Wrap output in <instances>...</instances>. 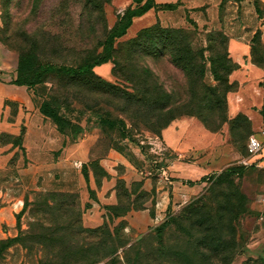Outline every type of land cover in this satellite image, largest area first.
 Here are the masks:
<instances>
[{
  "label": "rangeland",
  "instance_id": "obj_1",
  "mask_svg": "<svg viewBox=\"0 0 264 264\" xmlns=\"http://www.w3.org/2000/svg\"><path fill=\"white\" fill-rule=\"evenodd\" d=\"M155 1L116 38L113 57L95 67L140 99L130 104L63 73L50 72L32 86L16 79L22 51L55 67L101 53L109 31L137 6L134 0H0V264H264V170L259 160L245 164L249 138L264 143V0ZM150 26L172 29L174 36L127 43ZM187 47L199 65L190 74L173 59L187 58ZM51 98L81 125L80 134L60 132L42 113ZM166 109L176 116L160 128ZM28 120L32 153L23 147ZM127 147L130 165L115 159L113 168L106 165L109 174L103 160ZM90 181L109 187L116 201L110 206L120 204L119 210L136 198L155 212L158 188L171 191V199L164 218L142 231L104 205L105 220L97 226L104 229L94 234L87 229L97 227L83 222L91 204L82 203L81 189ZM125 188L134 194L125 195ZM142 190L147 199L139 198ZM89 193L96 199L95 190ZM200 196L197 216L178 217ZM205 236L215 248L208 244L201 254Z\"/></svg>",
  "mask_w": 264,
  "mask_h": 264
},
{
  "label": "trees",
  "instance_id": "obj_2",
  "mask_svg": "<svg viewBox=\"0 0 264 264\" xmlns=\"http://www.w3.org/2000/svg\"><path fill=\"white\" fill-rule=\"evenodd\" d=\"M134 2L137 3V6L135 7H129L126 9L125 13L119 18L118 22L116 25L109 31V33L106 36L105 41L102 43L103 46V51L99 54H94V53H88L85 58L83 59L82 62H80L76 66H62V67H55L53 65L47 64H40L37 59L34 57V55L31 52H21L20 57H19V62H18V68H17V79L16 83L19 85H36L41 82H44L46 79V75L50 72H56L60 74H65L69 75L70 77L73 78V81L82 88H86L87 90L90 91H97L101 93H106V94H111L117 98H121L123 100H128L130 101V104L139 102L140 99L134 94L133 91L123 88L115 83H112L110 81H107L103 79L100 75H98L95 72V67L99 66L102 63L108 62L112 57H113V52L116 50L114 46V41L116 38L122 37L125 35L126 31L128 28L132 25L133 19L135 17H140L143 16L145 13H147L150 9L154 8L157 6V3L155 0H134ZM174 6L171 4H165V8L167 9H173ZM160 33H164L168 35L169 37H173L174 30L172 29H167L161 26H150V27H145L139 31L136 37L132 38L129 40L127 43L130 45H135L140 41L145 36H152L154 38H157V35ZM171 42H175L174 40ZM168 43V41H167ZM187 53L188 57L185 58L183 55L180 53L174 57V62L176 63L177 66L183 68L188 74L192 72L193 69L197 68L199 65L196 62L197 58L195 54L190 52V48L187 47ZM215 62V61H214ZM213 62V63H214ZM215 70L214 72H216ZM54 99H48L45 100L42 103L41 111L44 115L47 117L52 118V120L57 124L58 129L62 133H66L67 131H71L74 134H80L82 127L78 123H75L71 118H69L66 115H62L59 111V106L58 105H53ZM153 109L155 107H152ZM166 108V107H165ZM176 110H171V109H166L165 114V122L161 125L160 128L165 127L170 120L174 119L176 116ZM160 113L158 115L159 117H163L164 115ZM156 131H159L160 129H154ZM135 185H138L139 188L143 187L142 182H134L132 187H135ZM91 190V189H90ZM135 188L133 190H129L128 188H125V195L132 196L134 194ZM63 193L60 192H50L48 193V196L52 197H58V196H63ZM149 192L146 190H142L140 192L139 198H148ZM203 196H200L196 201L190 203L187 205L180 215L181 218H187V215L189 211H192L194 215H198L202 209V204L203 203ZM147 201V200H146ZM146 201H144L141 205H137V199H133L130 201L129 205L124 206L121 210H119V205H108V209L110 211H115L113 213V216L116 218L123 217L125 216L128 212L132 210H143L145 209V204ZM121 203V200H119ZM49 204V203H48ZM196 204V206L193 207V205ZM50 205V204H49ZM90 203H87L86 206H89ZM49 209H54V208H49ZM48 209V210H49ZM50 211V210H49ZM152 215H154V212H152ZM177 217V218H178ZM196 223L198 226L201 228V226L204 225V222L202 220H197ZM108 226V223L105 224V226ZM170 223L167 221L163 222L161 225H159L156 229L157 232L160 234H163L164 231L168 228ZM120 226L122 228L126 227V224L124 221L120 223ZM103 226L93 228V229H87L88 232L97 234L99 231H103L104 228ZM201 231V229H200ZM107 232L111 234L110 228L107 229ZM207 233V232H206ZM215 235L216 233L213 234V241L215 240ZM207 236V235H206ZM201 237L200 238V247H201V254H204L205 247L208 246L209 241L207 238ZM217 238V237H216ZM219 239V238H218ZM210 246L214 247V245L210 244ZM211 251L216 252L215 250L211 249Z\"/></svg>",
  "mask_w": 264,
  "mask_h": 264
},
{
  "label": "crops",
  "instance_id": "obj_3",
  "mask_svg": "<svg viewBox=\"0 0 264 264\" xmlns=\"http://www.w3.org/2000/svg\"><path fill=\"white\" fill-rule=\"evenodd\" d=\"M29 120L27 121L26 127L28 128L26 134L24 135L23 139V147L27 150L28 153H32L28 139L30 138L31 134V127L29 124ZM13 134H16V132H13ZM44 146V147H43ZM48 144L44 143L40 147V155L46 157L48 154ZM128 147L122 150L121 152H116L115 150H112L109 154V156L104 159L105 162L103 166H105L106 170L109 174H111V171L109 168L106 167L108 164L109 167L112 166V168L115 166V159H118L119 162H123L125 166L130 165V157ZM111 168V169H112ZM85 179V178H84ZM82 186H84L83 181L80 183ZM144 188L146 190H149L148 182L144 184ZM95 190L96 191V199L90 198L89 191ZM110 188L105 186L98 187L96 182H89L87 183L86 187L81 189V195H82V203L85 205L87 203H90L91 206L87 208V212L84 213L83 216V222L85 226L88 227H97L100 224H102L105 220V214L106 211L104 210V205H110L115 204L116 201L113 198L114 193L110 190ZM170 193L169 190H163V189H157V198H156V204H155V212L154 215L151 213V206H146L143 210L134 211L126 216H123L120 219L127 220L129 222V225L131 228H134L138 231L144 230L146 227L151 226L160 220H162L165 216V213L168 209V205L170 203Z\"/></svg>",
  "mask_w": 264,
  "mask_h": 264
},
{
  "label": "built area",
  "instance_id": "obj_4",
  "mask_svg": "<svg viewBox=\"0 0 264 264\" xmlns=\"http://www.w3.org/2000/svg\"><path fill=\"white\" fill-rule=\"evenodd\" d=\"M248 151L250 159L245 161V164H254L259 160V166L264 170V143L255 135H252L248 141ZM259 203L262 206L264 213V190L259 197Z\"/></svg>",
  "mask_w": 264,
  "mask_h": 264
}]
</instances>
